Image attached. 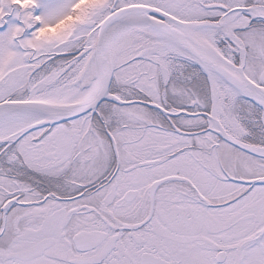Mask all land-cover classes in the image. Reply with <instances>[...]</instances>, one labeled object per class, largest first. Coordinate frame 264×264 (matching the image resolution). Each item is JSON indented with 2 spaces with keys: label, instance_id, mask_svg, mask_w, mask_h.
Returning <instances> with one entry per match:
<instances>
[{
  "label": "snow or ice",
  "instance_id": "snow-or-ice-1",
  "mask_svg": "<svg viewBox=\"0 0 264 264\" xmlns=\"http://www.w3.org/2000/svg\"><path fill=\"white\" fill-rule=\"evenodd\" d=\"M0 264H264V0H0Z\"/></svg>",
  "mask_w": 264,
  "mask_h": 264
}]
</instances>
